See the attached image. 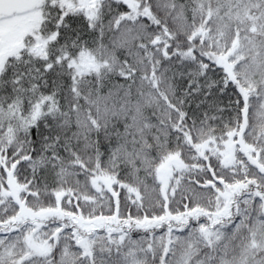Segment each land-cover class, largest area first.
I'll return each instance as SVG.
<instances>
[{"label":"snow or ice","instance_id":"1","mask_svg":"<svg viewBox=\"0 0 264 264\" xmlns=\"http://www.w3.org/2000/svg\"><path fill=\"white\" fill-rule=\"evenodd\" d=\"M0 264H264V0H0Z\"/></svg>","mask_w":264,"mask_h":264},{"label":"trees","instance_id":"2","mask_svg":"<svg viewBox=\"0 0 264 264\" xmlns=\"http://www.w3.org/2000/svg\"><path fill=\"white\" fill-rule=\"evenodd\" d=\"M122 195H123V193H122ZM133 211H134V209H133ZM161 231H163V230H161ZM135 235V234H134Z\"/></svg>","mask_w":264,"mask_h":264}]
</instances>
